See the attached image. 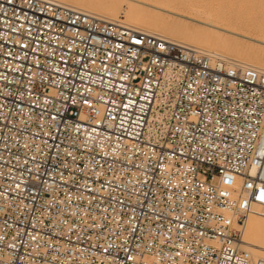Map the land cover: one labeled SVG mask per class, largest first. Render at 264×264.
<instances>
[{"label":"built area","instance_id":"2783aa9c","mask_svg":"<svg viewBox=\"0 0 264 264\" xmlns=\"http://www.w3.org/2000/svg\"><path fill=\"white\" fill-rule=\"evenodd\" d=\"M264 72L55 0H0V264H264Z\"/></svg>","mask_w":264,"mask_h":264},{"label":"bare ground","instance_id":"6f19581e","mask_svg":"<svg viewBox=\"0 0 264 264\" xmlns=\"http://www.w3.org/2000/svg\"><path fill=\"white\" fill-rule=\"evenodd\" d=\"M55 1L73 8L83 10L85 12L95 14L106 20L122 22L137 31L157 34L166 37L169 40L189 44L212 56H219L231 61H237L243 65L258 68L262 72H264V49L261 54L252 49L248 51L239 50L238 52H233V45L230 42L226 40L223 41L221 39L222 37H220V34L214 31L213 35L211 36L204 35L203 27H207L210 30H224L231 34L236 33L229 29L217 26V24H215V22L210 19H202L204 16L200 15L198 17L195 14L194 16L188 17V19H190L195 24L194 26L196 31L191 32V29L185 24H167L162 19V17L155 12L156 10H163L162 7H160L161 3H154L153 0H112L111 4L99 2L98 5H94L97 0ZM214 1L212 0V4L214 5L216 3H219L217 2L218 0L216 2ZM225 1L228 2V0ZM198 2H201V4L203 3L204 5V0H198ZM122 4H124L126 7H124V5L122 6ZM252 4L255 8H259L258 10H260V12L254 21L253 19L251 20L253 22H251V26L249 28L258 30L261 24L264 23V10H261V8H263L264 6V0H254ZM228 6L226 9H228ZM254 10L255 9H253V11ZM211 16L209 15L208 17ZM238 16L240 15L238 14ZM244 37L247 39H251L250 37ZM191 43L194 44L192 45ZM207 43H212V45H207ZM257 43L264 46V41L257 40ZM215 45H220L221 49L224 50V52H218L215 48ZM242 249L251 252L256 257L264 255V219H260L257 217H251L249 219L244 243L242 244Z\"/></svg>","mask_w":264,"mask_h":264},{"label":"rangeland","instance_id":"374dc122","mask_svg":"<svg viewBox=\"0 0 264 264\" xmlns=\"http://www.w3.org/2000/svg\"><path fill=\"white\" fill-rule=\"evenodd\" d=\"M232 1L228 0L227 2L225 0H221V2L223 3L222 4L220 0H218L217 2L219 3L218 4L216 3L214 5L212 4V0H204V5H203V3L201 4V2H198V0H193V1H190V0H153L154 3H159V2L161 3L160 7H162L163 10H156L155 12L158 15H160L167 24H171V25L185 24L191 29V32H194L196 31L195 26H194L195 24L190 19H188V17L194 16L195 14L198 17L201 15V16H204L202 19H210L213 22H215L217 26L229 29L236 33V34H231L224 30H215V29L210 30L207 27H203L204 35L211 36L213 35V31H214L220 34V37H222L221 39L223 41L226 40L233 45V48H232L234 50V51L232 50L233 52H238L239 50L248 51L252 49L261 54V52L264 49V46L258 44L257 40L264 41V23L261 24L258 30L257 29L253 30L249 28L251 26V22H253L255 18L257 17V15L259 14L260 12V10H258L259 8L258 9L255 8L254 5L252 4L254 0H250L251 2L249 0H243V1L242 0H232ZM99 2L111 4L112 0H97V2L94 3V5H98ZM123 5L124 4H122V6ZM227 6H228V9H226ZM124 7L126 6L124 5ZM252 8L255 10L253 11ZM236 9L237 10L239 9V10L237 11ZM261 10L262 11L264 10V6L263 8H261ZM241 11H243L244 13ZM245 13H246V16H245ZM238 14L240 16H238ZM209 15L210 16L212 15V16L208 17ZM252 19L253 21H251ZM244 36L250 37L251 39H247ZM207 45H212V43H209V44L207 43ZM215 48L217 49L218 52H221V53L224 52V50L221 49L220 45H215Z\"/></svg>","mask_w":264,"mask_h":264}]
</instances>
